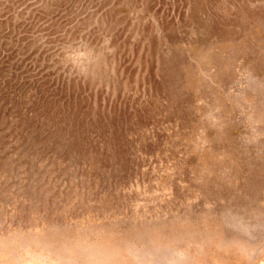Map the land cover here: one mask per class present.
Here are the masks:
<instances>
[{
    "label": "rangeland",
    "instance_id": "1",
    "mask_svg": "<svg viewBox=\"0 0 264 264\" xmlns=\"http://www.w3.org/2000/svg\"><path fill=\"white\" fill-rule=\"evenodd\" d=\"M0 264H264V0H0Z\"/></svg>",
    "mask_w": 264,
    "mask_h": 264
}]
</instances>
